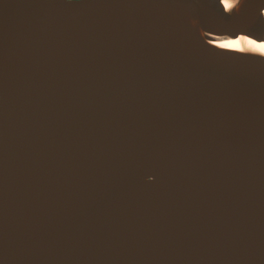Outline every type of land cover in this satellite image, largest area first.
I'll list each match as a JSON object with an SVG mask.
<instances>
[{
	"label": "water",
	"instance_id": "obj_1",
	"mask_svg": "<svg viewBox=\"0 0 264 264\" xmlns=\"http://www.w3.org/2000/svg\"><path fill=\"white\" fill-rule=\"evenodd\" d=\"M239 38L264 0H0V264H264Z\"/></svg>",
	"mask_w": 264,
	"mask_h": 264
},
{
	"label": "bare ground",
	"instance_id": "obj_2",
	"mask_svg": "<svg viewBox=\"0 0 264 264\" xmlns=\"http://www.w3.org/2000/svg\"><path fill=\"white\" fill-rule=\"evenodd\" d=\"M225 5L229 7V4L226 2ZM218 46L230 48V49H236V50H255L258 52L264 53V42L258 43L251 39L247 38H239L235 40H222L219 42H216Z\"/></svg>",
	"mask_w": 264,
	"mask_h": 264
}]
</instances>
